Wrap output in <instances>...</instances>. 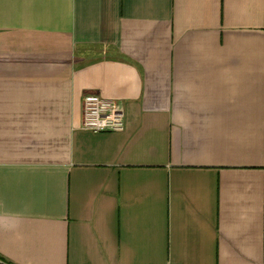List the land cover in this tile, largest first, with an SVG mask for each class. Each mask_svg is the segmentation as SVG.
<instances>
[{"label": "crops", "instance_id": "obj_1", "mask_svg": "<svg viewBox=\"0 0 264 264\" xmlns=\"http://www.w3.org/2000/svg\"><path fill=\"white\" fill-rule=\"evenodd\" d=\"M170 263L264 264V0H0V264Z\"/></svg>", "mask_w": 264, "mask_h": 264}, {"label": "built area", "instance_id": "obj_2", "mask_svg": "<svg viewBox=\"0 0 264 264\" xmlns=\"http://www.w3.org/2000/svg\"><path fill=\"white\" fill-rule=\"evenodd\" d=\"M83 106L82 128L96 133L125 130L126 120L117 101L89 93L84 97Z\"/></svg>", "mask_w": 264, "mask_h": 264}]
</instances>
